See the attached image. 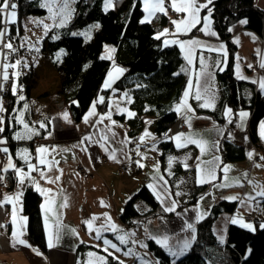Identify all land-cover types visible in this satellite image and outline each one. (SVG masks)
Here are the masks:
<instances>
[{
  "label": "crops",
  "instance_id": "1",
  "mask_svg": "<svg viewBox=\"0 0 264 264\" xmlns=\"http://www.w3.org/2000/svg\"><path fill=\"white\" fill-rule=\"evenodd\" d=\"M201 2L207 3V0H201ZM141 3L143 4V0H141ZM254 4L258 8L264 10V0H254ZM165 6L168 7L167 2ZM161 14L162 13H158L157 16ZM185 15V13H175L169 8L168 15H165V17L167 23L171 24L172 20L182 19ZM199 15L203 18L208 15V11L204 12L202 15L200 12ZM145 16L146 13L143 11L142 19H144ZM154 18L155 17H153L152 20ZM197 25H199V27L196 28ZM197 25L193 27L194 29L196 28L195 30L193 28L190 29V31L194 30L191 35H189L190 31L186 35H171V33L175 31L174 25L171 29H169L167 25L164 26L159 34L164 32L165 29H168L169 35L161 36L163 40L167 39L169 41H174L179 39L181 41H189L198 39L204 45L214 49L213 51H208L207 48H197L193 54V64L189 65L185 59V51H182L179 45L176 44L183 56L185 69H187L186 75L188 79L185 91L188 90L187 86L190 79L193 81V84H195L197 73H200V57L202 56L208 66L207 72L210 73V75L207 73H200V85L201 89L209 88L214 93V99L212 100L214 106L207 108L200 107V103L203 101L198 102L194 99L195 88L193 87L190 90V99L187 101L188 105L194 110L192 113H188V115L192 117L191 128H189V125L185 122V110L182 108L181 112L178 113L176 111L178 121L169 129L170 131L166 135V138H169L174 137L178 133L193 136L199 134L200 137L208 141V150L205 154L201 156L200 149L192 144L178 148L176 146V141L170 139L173 142L176 152L168 155L164 163L161 164V162H159L160 151L157 145L158 137L154 134V121L150 119H146L147 121L144 129L140 132L138 137L134 139V141H130L126 132V123L124 121L123 123L119 122L114 117L115 115L124 114L126 118H129L130 116L128 113L132 112L129 110V98L125 96L124 92L117 93L113 88L115 82L125 73L124 68L116 65L110 67L103 83V89L107 91V94H102L97 97L89 110L78 122H73L71 114L65 109L57 110L54 107L57 101L55 100V92L47 96H41L43 91H40L34 96L33 93H31L27 102V110H25V108L20 109L23 110L24 113L27 112L25 114V123L39 134L32 135L31 138L24 137L23 134L25 129L22 124L16 121L18 127L11 136L12 147L3 136H0V139L6 140L5 144H0V148L7 147L9 150L8 153L0 152V167L6 166L9 156H11L12 163L16 168L23 169L24 172L27 173V165L19 155L22 150H26L27 153L30 154V162L32 164H38V158L45 159L46 163L53 160L58 161L52 171H49L45 165L40 166L41 170L46 172L49 177L60 176V180L57 184L46 183L45 180L40 178L38 171L31 172L30 177L36 181L40 188L51 189L53 193H57V204H59L62 199H66L68 206L60 210V239L55 242L54 247L50 248L48 246V232L45 229V213L41 207L46 197L38 191L41 199L39 210L44 231V242L46 243V249L41 251L27 239V221L24 211H22V197L26 188L32 187L36 189V185L33 184L28 177L25 178L24 184L21 185L19 177L12 169H9L7 172H0V175L4 177L3 181L0 182V200H2L3 197H15L19 194L18 200L14 199L5 203L3 207H0V224L4 225V227H0V264H97L96 256H104L108 261L109 257H113L108 256L106 252L102 251V239H95V231L90 234L84 223V221L90 220L93 216L101 217V219L94 222V229L98 228L104 224V214L110 216L111 223L122 230L119 234L135 233L134 236L128 238L129 243L125 246L120 245L115 239V233L110 230H102L101 234L103 238L117 243L121 248V252L114 253V255L119 258L118 261H123V264H142L143 260L148 262V264H157V260L154 258L152 252L149 251L147 247H141V244L146 245L149 239H153L156 242L154 237H163L165 235L169 237V243L173 246L182 244L185 239H190L192 230L188 229L187 225L190 223L195 229L197 218L201 217V214L205 215L207 209L214 202L222 199L233 202L224 197L239 196L243 199L247 194L252 192L251 185L242 178L244 173L248 174L249 179L264 185V167H255L256 163L264 165V160H260V157H264V138L261 137V124H264V116L256 125L258 148H251L242 143L245 148H247L245 159L241 162L236 161L221 164L219 144L223 132L228 128L229 119H234L236 128L233 133L234 138L231 137V141L236 142L235 135H239L240 133L243 134L250 115L248 110L239 109L237 111H232L229 117L226 116L225 113L231 108H224L222 111L224 120L221 125L218 126L219 123L217 119L207 114L208 111H213L216 108V104L220 97L219 86L216 84L215 80V71L216 69L224 67L226 50L224 42L218 38L216 32L215 36L205 35L203 31L199 30L203 26L202 23ZM210 28L214 31L212 28V21L210 23ZM229 31H231V41L234 42L236 46L233 74H235L237 79L248 82L257 81V83H254L257 91L259 94H264V90H261L259 86V81L264 80V68L260 67L261 59L264 58V40H262L258 33L245 28V20L242 19L232 24ZM220 45L224 46L223 51H219ZM217 61L220 62L219 67H217ZM237 65H239L238 70ZM249 65H252V67H249ZM115 68L122 69V73L117 74ZM109 73H112L113 82L111 87L105 88V82L109 80ZM238 74L244 78H238ZM11 93H13L12 89ZM18 95L19 94L16 96L17 99H19ZM101 97L104 98L103 102H100ZM182 99L183 95L177 102L179 105ZM177 103L174 105L175 109ZM93 105H95V115L89 116V113L93 111ZM34 109H37V112L34 113ZM17 111L15 112L16 116L18 115ZM109 112L111 113V120L105 119L103 123H95L101 116H105ZM241 112L247 113V117L243 122H241L239 116ZM65 113H67L68 116L67 120L63 118ZM132 113H134V111ZM85 116H88V123H85ZM112 121H115V124H112ZM181 122L185 124L184 129L179 128V123ZM41 123L45 124L46 127L40 128L39 125ZM241 123H243V126L239 127L238 125ZM109 127L111 131H108ZM145 131L149 132L151 136L145 137L144 143H140V137L144 135ZM113 132L115 133L114 138L112 137ZM17 134H20L23 138L17 139ZM101 134L109 136V152H111L112 149L116 150L115 160L109 159V154L105 152L99 144L85 142L81 145L84 136L91 135L93 139H99ZM122 141H124V143H122ZM246 141H248L247 137L245 142ZM214 144L216 145L215 147H213ZM39 147L47 148L48 152L38 154L37 149ZM84 147L88 149L87 152L82 150ZM137 148L139 152L146 157L145 159L141 160V157L137 155ZM64 149H67V151H64ZM249 152L254 153L253 159H249ZM213 156L219 157V167L216 171L217 179L210 183H198L199 174L197 172V158L205 162V164H201V167H205L206 162L211 160ZM133 157L138 158L135 159V161L140 160L144 167L141 168L134 162L135 169L133 171H129L125 173V175L118 174V166L129 161ZM169 157L175 158L171 168H169L168 165ZM178 163L183 168V171L174 176L173 169ZM185 165H187V168ZM226 165L231 166V170L227 173L228 177L241 178L240 182L244 185L243 187H216V185L224 182V173L220 169ZM155 166L159 167V175L163 176L168 182L166 185L168 189L167 193L163 192V181L155 180V182L153 180V177L157 175L154 171ZM150 167L151 172L147 171ZM77 168H82V173H79ZM58 170H62V174ZM9 172H12L13 178L16 180L15 185L11 188L7 187L10 180L8 176ZM169 172H171V175H169ZM149 184H155L156 191L164 197V204H161V201L157 199L156 195L149 188L155 195L162 211H164V206L170 204L172 200H175L177 202V207H179L181 203L188 200L191 191L196 187L205 185L206 189L201 196L195 199L190 205L181 207L178 210L176 207V210L172 212L170 216H159L149 219L147 222L138 223V225L134 227L126 228L119 217L123 207L122 205L126 199L130 197V194L135 192L140 186H148ZM176 192H180L181 194L177 196L175 195ZM262 199L264 198H257L258 202L252 201L244 205L241 204L240 200H235L236 206L232 214L223 213L214 220L212 230L216 237L220 240L222 236L224 240L226 227L233 217H242L243 221L245 216H253L255 213L264 217V204L261 203ZM100 201H103L106 206H101ZM13 204H15L17 209L15 225L11 222ZM135 206L137 210L142 212L147 210V206L141 202H137ZM49 223L51 230L55 231L56 225L51 221ZM72 229H75V232H72ZM21 230L23 231V235L19 238L26 241L28 246L19 243H15V246H13L12 232L17 231L19 233ZM133 240L137 241L135 245L132 244ZM81 245L85 247H81V249L79 248L78 250L77 247ZM97 245H99V247H97ZM128 248H132L133 253H135L134 256L124 255V252H126ZM164 250L172 257L166 248H164ZM109 251L112 250L109 249ZM37 253H39V255ZM89 253H93L94 255L90 257ZM178 257H173V259ZM138 258H142V260Z\"/></svg>",
  "mask_w": 264,
  "mask_h": 264
},
{
  "label": "trees",
  "instance_id": "2",
  "mask_svg": "<svg viewBox=\"0 0 264 264\" xmlns=\"http://www.w3.org/2000/svg\"><path fill=\"white\" fill-rule=\"evenodd\" d=\"M15 3L16 20L11 24H3L8 30L7 36L17 47L23 34L21 18L25 15H43L44 8L38 6V0H10ZM73 10L70 20L63 27H55L48 31L42 39L39 53L49 61L55 76V92L61 99L73 122H78L89 110L94 100L100 95H106L103 89L105 77L110 67L116 65L124 68L113 86L117 93H127L130 100L129 110L134 111L133 117L115 115L119 122L127 125L130 141H134L144 129L146 119L154 121V134L158 137L160 151L159 162L164 163L168 155L175 153L172 140L166 138L169 129L178 121L174 105L185 92L188 76L186 75L183 56L176 44L165 46L163 38L156 39L161 29L167 25L165 15L156 16L151 22L141 23L143 4L141 0H112V7L104 10V0H73ZM211 9V21L214 32L224 42L226 50L225 65L216 69L215 80L219 85V99L216 108L207 114L214 116L218 123L224 120L222 111L231 108L233 111L246 109L249 111L248 137L253 146L258 148L256 125L264 116V94H259L252 82L237 79L233 74L236 46L231 41L229 28L238 20H245V28L258 33L264 40V10L254 4V0H213L207 8L201 10V15ZM99 25L94 28L90 38L85 40L73 32L87 28L88 25ZM0 25V26H3ZM199 25L196 26V28ZM195 28V29H196ZM194 29V28H193ZM194 29V30H195ZM190 31L189 35L193 33ZM112 45L114 51L111 58L101 57L105 45ZM21 49L13 48L11 61L18 59ZM63 54L59 56V51ZM19 65V64H18ZM17 69L11 68L9 85L2 92L6 99L3 112L4 131L0 132L12 147V134L17 130L15 112L22 103L30 98V91L36 89V72L33 66ZM17 70L15 83L16 93L23 96L21 101L17 94L11 93V77ZM16 73V71H15ZM43 93L41 96H47ZM147 109V110H146ZM223 132L219 144L221 164L241 161L246 156L247 148L231 141L234 133V119ZM183 168L178 163L173 169V175L181 173ZM7 187L15 185L12 172L8 173ZM206 186L201 185L191 191V195L181 207L190 205L201 196ZM22 211L26 216L27 239L41 251L46 249L44 231L39 210L40 196L32 187L26 188L22 197ZM137 202L147 206L142 212L135 206ZM264 204V199L261 201ZM119 217L125 227H134L138 223L149 221L159 216H170L172 212H164L149 189L142 185L130 194L122 205ZM236 202L224 199L214 202L202 218L195 222V241H192L186 253L176 259L170 257L163 247L153 239L147 241V248L152 252L157 264H264V217L255 214L248 216L254 230L229 222L225 230L224 242L213 233V222L223 213L232 214ZM246 217V216H245ZM78 246L77 249H81ZM120 260L108 258V264H119Z\"/></svg>",
  "mask_w": 264,
  "mask_h": 264
},
{
  "label": "snow or ice",
  "instance_id": "3",
  "mask_svg": "<svg viewBox=\"0 0 264 264\" xmlns=\"http://www.w3.org/2000/svg\"><path fill=\"white\" fill-rule=\"evenodd\" d=\"M58 0H46L44 4H42V7H45L48 9L49 12V19L52 20V24H44L43 29L45 35L48 33V31L53 28V27H63L64 24L67 22V18L70 16V12H68L69 8V2L68 0H63L62 3L57 6ZM166 2L168 3V7H166ZM212 0H207V3H202L201 0H143L144 8L143 11L146 13V16L144 19L141 20V23L144 22H151L153 17H156L158 13H162L164 15H168L169 8L175 12V13H185L186 15L184 18L179 19V20H172L171 24L174 25L175 31L171 33L173 36H179V35H186L190 31L191 28L195 27L197 24L202 23V27L199 29L200 31H203L205 35H211L215 36L216 33L211 30L210 28V17H211V9H208V15L201 18L199 13L201 12L202 9H205L208 7V4H211ZM104 6L105 10H107L109 7L112 6V0H104ZM16 7L17 5L13 2L9 4V0H0V25L3 24H11L15 22L16 19ZM35 22V21H34ZM39 25L40 22H35ZM93 28L99 27V25H93ZM91 29H89L87 32L83 33L86 38H90L89 32ZM8 33V30L6 28L0 29V44L3 45V47L7 48L9 51H13V46L10 42H5L3 37ZM167 36L169 35V30L165 29L164 32L158 34L156 36V39H160V36ZM170 43H175L178 44L180 49L182 51H185V59L187 60L189 65L193 64V54L196 51L197 48H207L208 51H213L210 46L204 45L200 40L198 39H192L189 41H181L179 39H176L174 41H169L167 39L164 40L165 46L169 45ZM224 46L220 45L219 51H223ZM38 50V49H37ZM114 51V49H112ZM226 55V53H225ZM104 58H111V57H104ZM4 60H7V55H4ZM20 61H16V64H0V90H2L3 83H6L9 79V73L8 69L15 68ZM220 62L217 61V67H219ZM249 67H252V65H249ZM260 67L264 68V58L261 59ZM208 66L205 63L204 58L201 56L200 57V73H207L210 75V73L207 72ZM239 69V65H237V70ZM187 71V69H184ZM122 69L120 68H115V72L117 74L122 73ZM200 73H197V78L195 81V84H193V81L190 79L188 82L187 89L184 94H183V99L180 102V105H178L175 109L178 113L181 112V109L183 108L185 110L184 112V119L185 122L189 125V128H191V120L192 117L188 115V113H192L194 110L191 108L190 105H188L187 100L190 95V90L194 87L195 88V95L194 99L198 102L203 101L200 103V107H213L212 100L214 99V93L209 89V88H203L201 89L200 85ZM14 75H18V73H14ZM238 78H244L239 76ZM113 82V77L112 73H109V80L105 82V88L111 87V84ZM253 83H257V81H252ZM259 86L261 90H264V80L259 81ZM12 92L13 95L16 94V86L15 84L12 87ZM125 96H127V93H125ZM103 97L100 98V102H103ZM19 100L23 101L24 97L20 96ZM25 110H27V105H24ZM95 105H93V111L89 113V116L95 115L94 112ZM147 110V109H146ZM5 109L3 108L2 104H0V113L4 112ZM123 111V110H120ZM231 109H228L225 113L226 116H231ZM128 115L134 116L135 113L129 112ZM240 120L243 122V120L247 117L246 112H241L239 113ZM24 112H19L17 116L14 117V119L23 125V128L25 129L24 132V137L31 138L32 135H38L39 133L35 132L33 128H30L27 123H25L24 119ZM63 118L65 120L68 119L67 113L63 115ZM111 120V113L109 112L105 116H101L98 120L95 121V123H103V121ZM85 123H88V116H85L84 118ZM231 119H229V123H231ZM4 119L2 116H0V132L4 131ZM112 124H115V121H112ZM40 128H45V124L41 123ZM239 127L243 126V123L238 125ZM108 131H111V128H108ZM151 134L147 131H145L144 135L140 137V143H144L145 137H150ZM112 137H115V133H112ZM261 137L264 138V124H261ZM17 139L23 138L20 134H17L16 136ZM169 139H174L176 141V146L178 148L180 147H186L189 144L195 145L200 149V155L203 156L205 152L208 150V141L203 139L202 137L197 134L196 136L193 135H185L184 133H178L174 137H169ZM109 141V136L106 134H101L99 136V139H93L91 135H86L83 137V140L81 141V145L84 144L85 142H88L90 144H99V146L104 149L105 152L109 154V159H116L115 156V149H112L111 152H109V147L108 145ZM6 140L0 139V144H5ZM124 143V141H122ZM216 145L214 144L213 147ZM54 150V149H53ZM83 151L87 152L88 149L86 147L82 148ZM8 148L3 147L0 148V152L8 153ZM64 151H67V149H64ZM137 155L141 157L142 159H145L146 157L143 156L140 152L139 149L137 148ZM48 149L45 147H39L37 149V153H47ZM21 159H23L27 165L28 172L25 173L23 169H18L16 166L12 163L11 156H9L8 164L6 166L0 167V172H7L9 169H12L16 172V175L19 177V182L21 185L24 184L25 178L30 177V173L33 171H38L40 178L45 180L46 183L50 184H57L60 180V176H53L49 177L46 172L41 170L40 166L45 165L47 166L49 171L53 170V167L55 164L58 163V161H50L47 162L43 158H38V164H32L30 162V154L27 153L26 150H22L21 153L19 154ZM249 159H253L254 153L249 152L248 153ZM174 157H169L168 158V165L169 168H171L173 162H174ZM198 163H197V172L199 174V179L198 183H205V182H212L217 179L216 176V171L217 168L219 167L218 161L219 157L213 156L211 160H208L206 162L205 167H201V164H205V162L200 161L199 158ZM260 160H264V157H260ZM137 166L139 167H144V165L140 162V160L135 161ZM187 168V165H185ZM255 167L261 168L264 167V165H261L259 163L255 164ZM224 173V182L216 185L218 188H227V187H232V186H238V187H243L244 185L240 182L241 178H229L227 173L231 170V166H224L222 169H220ZM62 174V170H58ZM154 171L157 173L156 176L153 177V180H160L163 181V192L167 193L168 189L166 187L167 185V180L164 179L163 176L159 175V167L155 166ZM169 175H171V172H169ZM243 180H246L248 184L251 185L252 187V192L247 194L243 199L239 196H229V197H224L225 199L228 200H240L241 204L244 205L246 203H251L252 201H257V198H264V185H261L259 183L254 182L253 180L249 179L248 174L244 173L243 174ZM4 179L3 175H0V182H2ZM31 182L36 185V190L41 192L42 195H45L46 199L44 204H42V209L45 213L44 216V222H45V229L48 232V246L54 247L55 242H57L60 239V210L68 206V202L66 199H62L59 204L56 202V196L57 193H53L51 189H42L39 187V185L36 183L34 179H31ZM148 187L153 191V193L156 195L157 199L161 201V204H164V197L156 191V186L155 184H149ZM62 193V190H61ZM181 193L176 192L175 195L179 196ZM18 200L19 199V194H17L15 197H3L2 200H0V207H3V205L7 202H10L12 200ZM258 202V201H257ZM101 206H106L103 201H100ZM177 207V202L175 200H172L170 204H167L164 206V211L165 212H174ZM16 212L17 209L15 207V204L12 206V224H16ZM198 217L199 218H202ZM101 219V217H95L93 216L90 220L84 221L86 224L89 233L91 234L93 231H95V239L101 240L103 242V248L102 251L106 252L108 256H112L114 259H119L114 255L115 252H121V248L118 246L117 243L112 242L111 240L107 238L102 237V230L103 231H112L115 233V239L119 242L120 245H125L127 246L129 243V237L134 236L135 233H125L123 235L119 234L122 230L118 229L117 226L113 223H111V217L108 216L107 214H104L103 220L104 224H102L100 227L94 229V222L96 220ZM52 222L53 224L56 225L55 231L51 230L50 228V223ZM233 224H239L241 227L247 228L249 230H254L253 225L251 223H245L243 221L242 217H233L230 221ZM0 227H4V225L0 224ZM261 227H264V225H261ZM187 228L192 230V235L190 239H185L182 244H177L175 246L170 245L169 243V237L167 235L163 237H154L156 240V243L159 244L161 247L166 248L169 252V254L172 257H178L182 256L186 253V251L189 249L191 241H195V229L192 224H188ZM72 232H75V229L71 230ZM147 231V229H146ZM23 235V231L21 230L19 233L17 231L12 232V237H13V246H15V243H19L25 246L27 245V242L24 241L23 239H20L19 237ZM220 242L223 243V237H220ZM137 241H132V244L135 245ZM141 247H147L145 244H141ZM99 247V245H97ZM111 249L112 251H109ZM39 255V253H37ZM93 253H89V256H93ZM124 255L129 256L132 255L134 256L135 253H133L132 248H128L126 252H124ZM141 259L142 258H138ZM96 261L97 264H108L107 258L104 256H96ZM119 264H123V261H120ZM142 264H148V262L142 260Z\"/></svg>",
  "mask_w": 264,
  "mask_h": 264
},
{
  "label": "rangeland",
  "instance_id": "4",
  "mask_svg": "<svg viewBox=\"0 0 264 264\" xmlns=\"http://www.w3.org/2000/svg\"><path fill=\"white\" fill-rule=\"evenodd\" d=\"M45 2H46V0H38V6L40 8H44L45 9V12H44L43 15H34L33 14V15L22 16V18H21L22 19L21 20V26H22L23 34L21 35V37L18 40L19 42L17 43V47H16V45L14 43H11V41L8 40L7 34L3 37L4 41L5 42H10L12 44L13 48L21 49L20 50L21 54H20V57L18 59L14 60L13 63L10 62L11 61V59H10L11 51H9L7 48L3 47L2 44H0V64H4V63L16 64V61H20L19 65H18L19 66L18 67V72L20 71L19 68H21V67H23V69H25L26 66H30V65L33 66L34 72H36V76H37V78H36V82H37L36 89H33L32 91H30V93H33V96L37 95V93H39L40 91H43V93H47L48 92L47 95H50L51 93L55 92L54 90H55L56 82H55V76H54V73H53L54 71L52 70V66H51L50 62L45 60L44 56L39 53V48L41 46L42 39L45 37L43 25L44 24H48V25L52 24V20H50L48 18L49 17L48 9L45 8V7H42V4H44ZM49 2H50V0H49ZM62 2H63V0H58L57 6H59V4L62 3ZM68 2H69V8H68L67 11L70 12V16H71V13H72V10H73V6H72L73 5V0H68ZM104 10H105V6H104ZM70 16L67 18V22L70 20V18H71ZM34 21L35 22H40L39 25L37 23H35ZM65 24H64V26H65ZM93 25L94 24L88 25L87 28L77 30L76 32H73V34L74 35L79 34L85 40H87L88 38H86L83 33L87 32L89 29H91V31L89 32V36H91L92 31L94 29L92 27ZM170 26H173V25L167 23V27L169 29L172 28V27L170 28ZM3 28H6V26L5 25L0 26V29H3ZM53 28H55V27H53ZM112 49H114V47L112 45H110V44L109 45H105L104 49H103V51L101 53V57H103V58L104 57H111L112 52H113ZM58 53H59V56L61 57V55L63 54V51L60 50ZM5 54L7 55V60H4V55ZM107 59H109V58H107ZM15 69H17V67H15ZM0 71H2V69ZM15 71L17 73V70H15ZM15 71H14V73H15ZM8 72H9V70H8ZM9 78H10V76H9ZM15 78H16V75L13 74L12 77H11V80H12L11 81V89H12L14 84H15L16 88L19 87V86H17V83H15ZM38 79H39V81H38ZM8 83H9V79H8V81L6 83H3L2 90H0V97H1V104L2 105H3L4 100H5V103L3 105L4 109L6 108V99L3 97L2 92L4 91V89L7 88V86L9 85ZM214 87H215V85H214ZM55 96H56L55 100H57V101H56L54 107L57 110H64V109L66 110L64 102L61 99L57 98V92H55ZM189 99H190V95H189L187 101H189ZM27 102L26 103H22V106L20 108H24V105L28 106ZM176 105L178 106L179 104L177 103ZM17 112L19 113V112H24V111L20 109ZM35 112H37V109H34V113ZM26 113H24V117H23L24 121H26V119H25L26 118V115H25ZM2 115H3V112L0 113V116H2ZM231 120H233V119H231ZM248 132H249V130H248ZM231 137L234 138L233 134H230L228 138L232 139ZM235 140H236V137H235ZM256 149H257V147H256ZM134 159L135 158L133 157V158L130 159V161H132ZM244 159H242V160H244ZM241 161H238V162H241ZM133 165L135 167L134 163H133ZM134 167H132L131 169L134 170L135 169ZM147 171L151 172V167ZM125 173H127V172H125Z\"/></svg>",
  "mask_w": 264,
  "mask_h": 264
},
{
  "label": "built area",
  "instance_id": "5",
  "mask_svg": "<svg viewBox=\"0 0 264 264\" xmlns=\"http://www.w3.org/2000/svg\"><path fill=\"white\" fill-rule=\"evenodd\" d=\"M9 4H11V2H9ZM172 26H170V28H171ZM1 70V69H0ZM9 73H10V70H9ZM4 103H5V100H4ZM4 103H3V105H4ZM63 104V103H62ZM63 106V105H62ZM219 125H221V123H219L218 124V126ZM179 128L180 129H184L185 128V124L184 123H179ZM248 130H249V126H248V124H247V127L245 128V130H244V132H243V134H239V135H235V137H236V141H237V143L238 144H242V143H244V145H246V146H248V147H254V148H256L255 146H253V144L250 142V139H249V137H248ZM246 137L248 138V141H246L245 142V140H246ZM243 145V144H242ZM243 145V146H244ZM245 147V146H244ZM135 159H138V158H135ZM135 159L134 160H132V161H127V162H125V163H122V164H120L119 166H118V174H120V175H125V172H128V171H133L131 168L132 167H134V165H133V163L135 162ZM134 161V162H133ZM133 162V163H132ZM135 164V163H134ZM135 168V167H134ZM78 170V172L79 173H82V168H78L77 169ZM245 220L246 221H250V218L248 217V216H246L245 217Z\"/></svg>",
  "mask_w": 264,
  "mask_h": 264
}]
</instances>
